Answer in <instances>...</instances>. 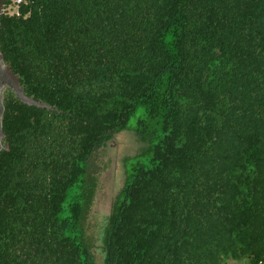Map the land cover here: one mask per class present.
Instances as JSON below:
<instances>
[{"label": "trees", "instance_id": "trees-1", "mask_svg": "<svg viewBox=\"0 0 264 264\" xmlns=\"http://www.w3.org/2000/svg\"><path fill=\"white\" fill-rule=\"evenodd\" d=\"M19 10L0 45L46 107L14 98L7 112L0 264H97L94 159L135 118L151 152L104 231V264H264V0Z\"/></svg>", "mask_w": 264, "mask_h": 264}, {"label": "rangeland", "instance_id": "rangeland-1", "mask_svg": "<svg viewBox=\"0 0 264 264\" xmlns=\"http://www.w3.org/2000/svg\"><path fill=\"white\" fill-rule=\"evenodd\" d=\"M137 119L130 128L116 134L96 155L99 184L88 217V238L97 264H104V231L111 222L114 210L129 178L132 166L150 156L151 136H143L136 130ZM152 122V128L155 121ZM227 264H246L229 259Z\"/></svg>", "mask_w": 264, "mask_h": 264}, {"label": "flooded vegetation", "instance_id": "flooded-vegetation-1", "mask_svg": "<svg viewBox=\"0 0 264 264\" xmlns=\"http://www.w3.org/2000/svg\"><path fill=\"white\" fill-rule=\"evenodd\" d=\"M8 0H4L2 5L1 18L5 12V8ZM24 92L19 77L14 73L10 62L7 60L1 45H0V156L3 152L8 150V144L6 143L5 136V119L10 104L14 98L19 99V94Z\"/></svg>", "mask_w": 264, "mask_h": 264}, {"label": "water", "instance_id": "water-1", "mask_svg": "<svg viewBox=\"0 0 264 264\" xmlns=\"http://www.w3.org/2000/svg\"><path fill=\"white\" fill-rule=\"evenodd\" d=\"M3 3H4V0H0V16H1V11H2V5H3ZM19 99H20L22 102H24V103H26V104H28V105L38 106V107H46L45 104H43V103H41V102H38V101L34 100L33 98L28 97V96L25 94V92H21V93L19 94Z\"/></svg>", "mask_w": 264, "mask_h": 264}, {"label": "built area", "instance_id": "built-area-1", "mask_svg": "<svg viewBox=\"0 0 264 264\" xmlns=\"http://www.w3.org/2000/svg\"><path fill=\"white\" fill-rule=\"evenodd\" d=\"M24 0H12L7 3L5 12L7 15H20L19 6Z\"/></svg>", "mask_w": 264, "mask_h": 264}]
</instances>
